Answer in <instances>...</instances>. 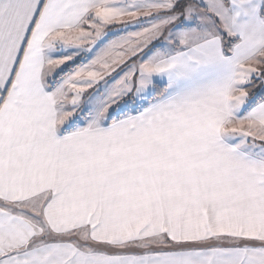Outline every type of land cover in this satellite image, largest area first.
Returning a JSON list of instances; mask_svg holds the SVG:
<instances>
[{"label":"snow or ice","instance_id":"1","mask_svg":"<svg viewBox=\"0 0 264 264\" xmlns=\"http://www.w3.org/2000/svg\"><path fill=\"white\" fill-rule=\"evenodd\" d=\"M0 264H264V0H0Z\"/></svg>","mask_w":264,"mask_h":264}]
</instances>
